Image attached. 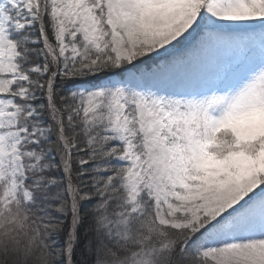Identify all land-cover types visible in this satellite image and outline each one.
I'll use <instances>...</instances> for the list:
<instances>
[{
  "label": "snow or ice",
  "instance_id": "1",
  "mask_svg": "<svg viewBox=\"0 0 264 264\" xmlns=\"http://www.w3.org/2000/svg\"><path fill=\"white\" fill-rule=\"evenodd\" d=\"M0 264H264V0H0Z\"/></svg>",
  "mask_w": 264,
  "mask_h": 264
}]
</instances>
